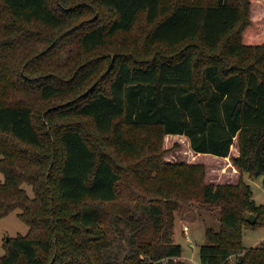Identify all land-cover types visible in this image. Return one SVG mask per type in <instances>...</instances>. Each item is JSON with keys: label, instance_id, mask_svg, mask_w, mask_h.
Returning <instances> with one entry per match:
<instances>
[{"label": "trees", "instance_id": "obj_1", "mask_svg": "<svg viewBox=\"0 0 264 264\" xmlns=\"http://www.w3.org/2000/svg\"><path fill=\"white\" fill-rule=\"evenodd\" d=\"M252 2L0 0V218L20 208L29 227L3 239L0 264H183L173 212L192 198L220 210L199 264H264V241L242 244L264 225L249 183L205 184L202 165L126 134L158 127L220 157L237 137L233 163L264 187Z\"/></svg>", "mask_w": 264, "mask_h": 264}, {"label": "rangeland", "instance_id": "obj_2", "mask_svg": "<svg viewBox=\"0 0 264 264\" xmlns=\"http://www.w3.org/2000/svg\"><path fill=\"white\" fill-rule=\"evenodd\" d=\"M250 18L254 23H257V29L254 31L253 37L261 40L264 37V0H253L250 7ZM126 134L137 144L140 153L155 154L156 158L166 163H196L202 165V180L205 184H237L240 180L249 183L253 192V199L257 204H264V187L261 176L249 177L247 174L242 173L232 161V157L239 153L237 137L234 138L229 155L220 157L209 153H195L190 148L186 136L163 134L158 127H127ZM0 180H2L1 175ZM23 186L28 195L32 196L31 187L28 185ZM20 212L21 209L16 208L8 215L0 218V255L4 251L2 242L5 237H14L18 234L25 235L28 232V225L18 216ZM219 213V206L209 205L198 198H192L186 205L183 204L176 209L173 212L172 240L180 243L183 250L179 257H173L172 259L182 261L183 264H199V245L205 241V232L208 228L214 230L219 228ZM250 214L252 213H247L245 219ZM253 218L255 220L254 215ZM261 241H264V225L243 229L242 244L244 246H255ZM234 257L232 255L229 261H233ZM139 258L146 260L143 255H140ZM164 260L161 259L160 261L163 262ZM149 262L157 263V261Z\"/></svg>", "mask_w": 264, "mask_h": 264}, {"label": "water", "instance_id": "obj_3", "mask_svg": "<svg viewBox=\"0 0 264 264\" xmlns=\"http://www.w3.org/2000/svg\"><path fill=\"white\" fill-rule=\"evenodd\" d=\"M247 220L249 222H253L254 221L253 215L252 214L248 215Z\"/></svg>", "mask_w": 264, "mask_h": 264}]
</instances>
